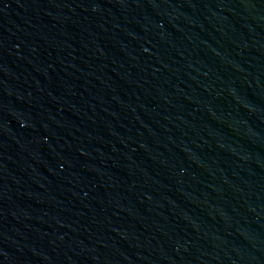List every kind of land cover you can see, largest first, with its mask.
<instances>
[{"label":"water","instance_id":"obj_1","mask_svg":"<svg viewBox=\"0 0 264 264\" xmlns=\"http://www.w3.org/2000/svg\"><path fill=\"white\" fill-rule=\"evenodd\" d=\"M0 264H264V0H0Z\"/></svg>","mask_w":264,"mask_h":264}]
</instances>
